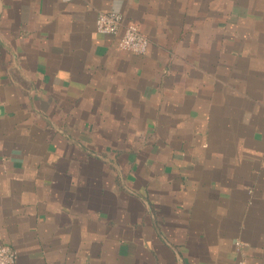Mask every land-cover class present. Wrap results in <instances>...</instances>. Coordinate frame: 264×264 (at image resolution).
I'll list each match as a JSON object with an SVG mask.
<instances>
[{
  "label": "crops",
  "instance_id": "crops-1",
  "mask_svg": "<svg viewBox=\"0 0 264 264\" xmlns=\"http://www.w3.org/2000/svg\"><path fill=\"white\" fill-rule=\"evenodd\" d=\"M109 11L147 54L97 31ZM0 244L264 264V0H0Z\"/></svg>",
  "mask_w": 264,
  "mask_h": 264
},
{
  "label": "built area",
  "instance_id": "built-area-1",
  "mask_svg": "<svg viewBox=\"0 0 264 264\" xmlns=\"http://www.w3.org/2000/svg\"><path fill=\"white\" fill-rule=\"evenodd\" d=\"M97 31L105 35L118 36V46L124 50L138 55L147 54L150 47L148 37L141 31L139 26L126 23L125 16L121 12L109 11L99 13L96 21ZM244 244L236 241L237 250L243 254ZM17 251L5 244H0V264H18ZM238 264H246L245 257H241Z\"/></svg>",
  "mask_w": 264,
  "mask_h": 264
}]
</instances>
